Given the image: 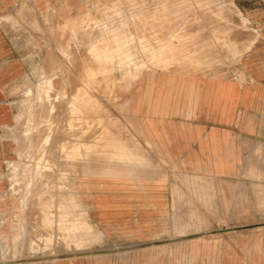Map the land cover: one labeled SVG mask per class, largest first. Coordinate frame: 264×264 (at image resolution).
Segmentation results:
<instances>
[{
	"label": "rangeland",
	"instance_id": "1",
	"mask_svg": "<svg viewBox=\"0 0 264 264\" xmlns=\"http://www.w3.org/2000/svg\"><path fill=\"white\" fill-rule=\"evenodd\" d=\"M260 1L0 0V264H264V96L235 167L193 166L236 176L162 160L132 117L164 74L264 90Z\"/></svg>",
	"mask_w": 264,
	"mask_h": 264
},
{
	"label": "crops",
	"instance_id": "2",
	"mask_svg": "<svg viewBox=\"0 0 264 264\" xmlns=\"http://www.w3.org/2000/svg\"><path fill=\"white\" fill-rule=\"evenodd\" d=\"M263 3L260 1V5L244 9L249 18L260 25L264 23ZM1 42L0 60L11 55L10 46ZM247 44L244 42L248 49L254 45ZM258 48L264 49V40ZM261 57L259 64L264 67V52ZM18 69V66L6 67L0 71V80L12 79ZM261 73H264V68ZM254 78L264 80V77ZM159 79L161 84H147L145 104L139 106L136 112L132 110V117L144 134V142L154 146L159 158L176 163L179 169L188 167L183 165V161H205L209 155H217L214 159L230 160L235 167L234 161L238 160L236 153L244 152V142L250 140V129L256 127L251 120L255 98L264 96V90L253 89L250 84L238 86L233 80L216 76L164 74ZM247 145L250 146V143L247 142ZM189 167L194 168L195 176L237 175L236 172L211 175ZM120 214L128 222V216L133 213Z\"/></svg>",
	"mask_w": 264,
	"mask_h": 264
},
{
	"label": "bare ground",
	"instance_id": "3",
	"mask_svg": "<svg viewBox=\"0 0 264 264\" xmlns=\"http://www.w3.org/2000/svg\"><path fill=\"white\" fill-rule=\"evenodd\" d=\"M173 53H176L175 52V50L174 51H172ZM178 55H180V54H178ZM101 69H102V67H101V65H98V67H97V69H95L94 70V74H97V73H101ZM3 70V69H2ZM4 71V70H3ZM6 72V71H5ZM86 73V72H85ZM7 74H9V73H7ZM4 78V77H3ZM6 78V77H5ZM80 84V83H79ZM78 84V85H79ZM89 101L90 100H88V99H86V98H83V97H79V102L84 106L85 105V103L86 104H90L89 103ZM92 101V100H91ZM93 102V101H92ZM188 114V113H187ZM192 118V117H191ZM71 139V138H70ZM73 139V138H72ZM77 144V143H76ZM102 144L101 143H99V142H96L95 143V145H92L91 147L90 146H86V147H84V145H82L81 143H78L77 144V151L78 152H81V153H89V149L90 148H98L99 146H101ZM123 150V149H122ZM123 152H125L124 150H123ZM125 155V157H127V155L129 154V153H124ZM184 157V156H183ZM182 157V158H183ZM219 158V157H218ZM185 160V159H184ZM87 164V163H86ZM85 164V165H86ZM185 164L186 165H189V166H197V167H203V165H201L200 163H199V161H194V160H187V161H185ZM88 165V164H87ZM87 169V168H86ZM85 169V170H86ZM93 171V168H90V173ZM257 175H259V174H257Z\"/></svg>",
	"mask_w": 264,
	"mask_h": 264
}]
</instances>
